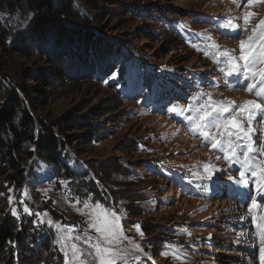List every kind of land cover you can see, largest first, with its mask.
<instances>
[{
	"label": "rangeland",
	"instance_id": "rangeland-1",
	"mask_svg": "<svg viewBox=\"0 0 264 264\" xmlns=\"http://www.w3.org/2000/svg\"><path fill=\"white\" fill-rule=\"evenodd\" d=\"M53 2L63 9L64 4ZM241 3L243 6V0ZM2 4L0 23L10 35L9 49L26 50L10 54L0 47V88L15 90L29 105L21 87L26 84L27 73L39 75L47 66L45 58H51L66 68L67 77L49 91L37 116L51 124L67 118L93 123V128L76 131L79 140L67 145L78 180H62L56 174L47 177L45 164L34 157L31 164L38 162V178H28L19 190L5 183L0 191L5 193L0 198L6 199L0 222L6 216L8 223L16 227V264L29 262L22 257L24 247L41 250L49 242L52 247L46 258L58 264L60 256V264H64L56 224L76 229V233L87 229L88 217L79 214L77 208L83 207L82 202L89 197L93 203L98 200L106 207L126 212L121 221L126 235L139 242L152 258L137 252L141 261L133 264H252L245 257L254 244L245 245L248 233L239 219L241 210L249 205L244 193L251 188L235 186L227 191L228 183L233 182L228 177H236V173L228 170L222 158L216 159L220 152L210 150L208 143L191 131L186 119L191 113L172 111L174 107L187 108L201 91L237 104L257 99L234 87L238 85L234 84L235 76V80H225L219 70L224 65L197 50L211 51L206 45L215 41L220 50L234 49L239 55V39H246L249 33L243 32L237 39L217 27L219 20L242 14L233 0H73V10L90 26L71 21L68 27L72 32L95 35L100 52L76 59L67 57L61 63L56 52L48 53L51 45L55 47L54 36L48 35L43 45L33 39L34 17L27 0H0ZM244 11L264 17V4ZM235 22L243 24L242 20ZM61 45L66 46L65 42L59 48ZM109 45L118 51L107 58L104 56ZM84 57L89 65L83 70L75 68L74 63ZM97 58L103 67L95 64ZM143 78L146 83L142 85ZM27 84L34 85L32 81ZM256 128L259 144L263 127L258 123ZM55 130L61 134L58 127ZM94 133L104 137L95 138ZM209 162L219 169L211 179L202 167ZM91 183L100 195L91 193ZM7 195L14 197L12 204ZM77 199L80 204H76ZM20 201L32 215L23 211ZM13 208L19 218L12 215ZM258 212L264 215V208ZM243 213L251 218L249 211ZM49 220L53 221L51 225ZM136 223L143 238L132 227ZM253 227L251 218V234ZM259 249L253 255L260 253ZM166 251L167 256L161 254Z\"/></svg>",
	"mask_w": 264,
	"mask_h": 264
},
{
	"label": "snow or ice",
	"instance_id": "snow-or-ice-1",
	"mask_svg": "<svg viewBox=\"0 0 264 264\" xmlns=\"http://www.w3.org/2000/svg\"><path fill=\"white\" fill-rule=\"evenodd\" d=\"M233 3L241 9L242 14L219 20L217 27L226 30L225 35L237 39L243 32L249 33L246 39H239V55L235 54L234 49L220 50L219 44L212 41L211 36L207 34H204V38L212 42L207 44L206 48L211 51L199 47L197 50L203 51L214 63L224 65L219 69L221 73L235 76L237 84H240L242 79L244 83L240 86L258 99L237 104L228 98L214 99L212 93L201 91L193 97L187 108L174 107L172 111L191 113L186 117L190 122L191 131L202 137L210 150L222 153V157L217 156L216 159L223 158L230 166L239 165V178L229 175L228 179L241 188L252 186L244 195L250 200L248 211L256 228L253 235L258 238L260 245V264H264V215L258 212L264 208V141L259 144L256 142L259 139L256 125L264 119V103L258 102L264 100V66H261L264 65V17H259V14L253 11H244L246 8L264 4V0H243V6L241 0H233ZM238 20H242L243 24L235 22ZM253 21L254 26L249 27ZM204 96H207L206 100H202ZM202 167L208 179L219 170L210 162L203 163ZM8 191L11 193L12 189ZM0 196H5V193H0ZM13 199L12 195H7L9 204L13 203ZM20 203L24 205L25 213L33 214L23 201ZM80 203L77 199L76 204ZM82 204L83 207L77 208V212L87 215V229L76 233V229L56 224L60 230L58 243L64 256V264H133V261H141V256L135 255L137 252L149 260L152 259L144 252L139 242L126 235L121 222L122 217L126 215L124 210L117 211L106 207L98 200L93 203L91 197ZM12 215L19 218L15 208L12 209ZM48 223L51 225L53 221L49 220ZM132 227L143 238L144 233L139 223ZM161 254L167 256L169 253L166 251Z\"/></svg>",
	"mask_w": 264,
	"mask_h": 264
},
{
	"label": "trees",
	"instance_id": "trees-1",
	"mask_svg": "<svg viewBox=\"0 0 264 264\" xmlns=\"http://www.w3.org/2000/svg\"><path fill=\"white\" fill-rule=\"evenodd\" d=\"M58 1L64 4L62 10L54 4L53 0H27L29 10L34 17L33 39L38 44L41 42L43 45L48 40V35L54 36L57 40L53 44L58 48L51 45L48 53L56 52V58L59 61L62 58L60 63L67 57L76 59L78 56L99 53L100 45L97 44L95 35L86 31L82 33L72 32L68 27V22L71 21L82 22L86 27L90 26L89 22L80 18L73 10V0ZM0 9H4L3 4L0 5ZM9 39L10 35L0 23V47L10 54H23L25 52L26 49L18 48L11 51L8 44ZM62 42H65L66 46L61 45L62 48H59L58 45ZM117 51L113 45L106 46L104 57L108 58L109 55ZM84 59L85 57L81 61L77 60L74 63L75 68L80 70H83L84 67L86 68L89 62ZM44 61L47 64L46 68L39 75L27 73L26 84L21 86L29 98V105H26L16 95L15 90L0 88V191L5 183H9V185L19 190L23 188L28 178L37 179L38 162L31 164V160L34 157L39 162L52 166L59 179L66 181L79 179L72 171V158L67 145L79 140L80 136L76 131L93 128V123L84 118H67L57 124L40 120L36 113L41 106L45 105V100L50 94L49 91L56 89V84L61 83L67 77L64 66L57 65L48 57ZM94 61H99L95 64H98V67H103L99 58ZM90 75L88 78L91 77ZM30 81L34 83L33 86L27 84ZM145 83L146 79L143 78L142 85ZM32 93L35 96H30ZM39 124L41 127L38 129ZM57 127L61 134H57L55 130ZM94 134H96L95 138L102 139L104 137L100 133ZM28 173L30 174L29 176H27ZM100 179H103V177L100 176ZM82 184L87 189L85 182H82ZM92 186H94L93 183L89 186L91 193L96 196L100 195L99 191ZM5 209L6 199L0 198V214L2 217ZM8 221V217L5 216L0 222V224L3 223L0 229V264H16L13 244L18 241V237L16 227L13 224H9ZM51 247L52 242H49L41 250L34 248L31 251L24 247L22 257L29 260L28 264H52V258L49 260L46 258ZM58 257V264H60L62 259L60 256Z\"/></svg>",
	"mask_w": 264,
	"mask_h": 264
},
{
	"label": "bare ground",
	"instance_id": "bare-ground-1",
	"mask_svg": "<svg viewBox=\"0 0 264 264\" xmlns=\"http://www.w3.org/2000/svg\"><path fill=\"white\" fill-rule=\"evenodd\" d=\"M45 166H46V168L44 169L45 170V175L47 176V177H52V176H54L55 175V170H54V168L52 167V166H49V165H46L45 164ZM264 213V212H263ZM263 215V214H262ZM253 231H252V234L253 233H255L256 232V228H255V225H254V227H253V229H252Z\"/></svg>",
	"mask_w": 264,
	"mask_h": 264
}]
</instances>
